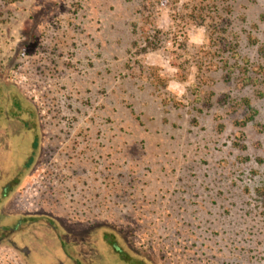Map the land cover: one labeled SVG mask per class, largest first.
<instances>
[{"label":"rangeland","instance_id":"1","mask_svg":"<svg viewBox=\"0 0 264 264\" xmlns=\"http://www.w3.org/2000/svg\"><path fill=\"white\" fill-rule=\"evenodd\" d=\"M0 165V264H264V0H0Z\"/></svg>","mask_w":264,"mask_h":264},{"label":"flooded vegetation","instance_id":"2","mask_svg":"<svg viewBox=\"0 0 264 264\" xmlns=\"http://www.w3.org/2000/svg\"><path fill=\"white\" fill-rule=\"evenodd\" d=\"M12 170V172L10 171ZM9 171L4 173V170L2 169L0 165V184H5L6 185V190L0 189V198L6 197L9 192L12 190V187L14 185V182L16 179H18V175L20 172L16 173L13 169H10ZM22 219H19L16 224L13 226L9 227L8 231L5 228H0V244L3 243L4 241H10L9 238H7V235L12 236L17 233H20L22 231V228L20 229V226L22 225ZM25 253V256L30 257L31 253L29 250H23Z\"/></svg>","mask_w":264,"mask_h":264},{"label":"trees","instance_id":"3","mask_svg":"<svg viewBox=\"0 0 264 264\" xmlns=\"http://www.w3.org/2000/svg\"><path fill=\"white\" fill-rule=\"evenodd\" d=\"M147 40V42H148V38L146 39ZM149 44V43H148Z\"/></svg>","mask_w":264,"mask_h":264}]
</instances>
